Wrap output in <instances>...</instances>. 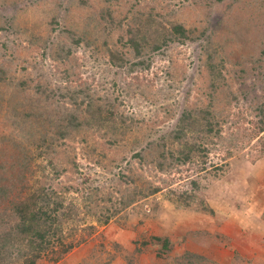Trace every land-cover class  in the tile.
<instances>
[{"label":"rangeland","instance_id":"1","mask_svg":"<svg viewBox=\"0 0 264 264\" xmlns=\"http://www.w3.org/2000/svg\"><path fill=\"white\" fill-rule=\"evenodd\" d=\"M162 16L183 24L190 36L153 50ZM128 28L139 30L146 69L119 44ZM109 48L124 52L123 62H110ZM261 49L264 0H0V145L10 135L20 147L46 148L48 155L34 161L39 178L81 189L79 204L88 186L104 190L109 208L114 193L132 197L92 234L81 228L77 235L87 238L61 259L38 264H264V130L249 133L255 116L240 124L225 117L222 143L171 171L140 169L132 150L117 152L110 143L103 159L101 150H91L98 141L93 132L48 133L37 117L54 99L62 102L77 77L89 81L96 95L122 99L126 113L146 122L157 114L140 147L174 128L193 97H208L212 64L231 70L224 90L241 87L256 99L264 80ZM7 103L15 107L10 111ZM171 106L169 115L165 107ZM124 133L117 134L118 143L131 148L133 137ZM112 157L117 162L107 169L98 164ZM122 170L130 180H113ZM152 186L157 188L149 192ZM97 210L81 206L80 225L96 224L88 214Z\"/></svg>","mask_w":264,"mask_h":264},{"label":"trees","instance_id":"2","mask_svg":"<svg viewBox=\"0 0 264 264\" xmlns=\"http://www.w3.org/2000/svg\"><path fill=\"white\" fill-rule=\"evenodd\" d=\"M164 18V16L160 18L161 31H158L159 34L151 43L153 50L162 44L183 41L190 36L183 24ZM138 32L139 30L125 29L119 36V44L131 48L134 57L137 58L134 65L146 69L149 64L144 57L142 43L138 42L137 37H140ZM217 49L212 52L216 54ZM260 53L264 55V49H261ZM108 54L109 61L115 65L123 62L125 55L124 52L117 55L118 52L112 48L108 49ZM216 66L218 70L212 73L211 69ZM209 69L204 90L208 97H193L185 104L174 128L140 147V140L148 137L157 125V114L154 113L146 122L141 115L126 113L122 107V99H115L110 95H96L89 81L77 77H73L75 82L73 85L65 87L69 91L65 99L62 102L60 99H54L56 103L49 109L37 113V117L48 128L46 130L48 133H53L54 130L62 136L65 131L72 128L83 133L84 137L93 132L98 141L92 142L91 150L93 152L101 150L103 159L106 157L104 146L110 143L116 146L117 152L132 150L134 153L131 157L138 162L140 169L149 166L159 170L167 168L171 171L198 157H206L212 145L222 143L225 117L232 124H240L249 120L251 122L248 118L252 115L256 120L252 121L249 133L256 136L264 130V80L254 99L249 90L241 87L237 91L223 89V84L227 85L232 74L225 65L219 67L212 64ZM222 69L226 71L223 73ZM241 76L238 75V79ZM187 94L189 96V93ZM10 106L12 109L15 107L12 103H7L10 111ZM165 110L172 115L173 106L165 107ZM8 123H5L7 127ZM123 129L133 137L131 148L122 147L118 143L121 137L119 138L117 134L125 135L121 131ZM108 135L114 136V139L109 140ZM5 136L1 138L5 143L0 145V264H38L44 259L56 262L92 234L97 225L108 223L119 209L132 199L125 194H113L112 187L111 194L115 198L110 197L112 202L109 208L105 205L104 190L99 186L94 188L88 186L87 192L81 194L82 201L79 204L77 198L81 189L73 186L56 187L46 182V176H43V179L39 178L34 161L37 155H48L46 148L37 147L34 150L25 146L20 147L10 135L8 140H5L7 138ZM89 137L90 135L86 139ZM47 148L52 149L50 145ZM124 156L120 159H125ZM113 162H117L116 157L98 164L104 165L103 168L107 169ZM52 169L55 170V166L52 165ZM124 169L133 171L128 166ZM126 170L113 173L115 176L113 180L118 179L120 182H123L122 178L130 180V174H125ZM156 188L152 186L149 192H154ZM136 193L138 192H133L132 196H136ZM181 198L178 195L176 201H180ZM183 202H186V199ZM81 206L87 210L93 207L98 209L88 214L95 218L96 224L80 225L77 219L80 218ZM81 228L84 232L88 231L87 236L85 233L77 235ZM155 238L159 240V237Z\"/></svg>","mask_w":264,"mask_h":264}]
</instances>
